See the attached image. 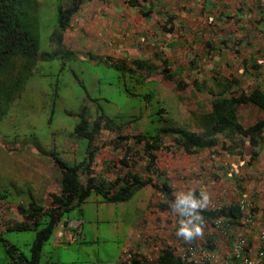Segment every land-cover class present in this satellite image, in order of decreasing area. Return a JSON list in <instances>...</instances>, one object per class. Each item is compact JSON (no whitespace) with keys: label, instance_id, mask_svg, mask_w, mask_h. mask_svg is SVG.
I'll return each instance as SVG.
<instances>
[{"label":"rangeland","instance_id":"1","mask_svg":"<svg viewBox=\"0 0 264 264\" xmlns=\"http://www.w3.org/2000/svg\"><path fill=\"white\" fill-rule=\"evenodd\" d=\"M69 1L20 0L19 25L35 41V58L14 57L1 71L8 80L5 86L16 82L10 92L5 86L0 89V216L10 225L20 221L14 211L17 204L25 206L33 198L43 206L50 193L58 192L56 160L73 166L85 159L87 141L74 131L82 118L91 121L101 115L121 134L149 137L167 126L163 121L167 118L172 122L175 115L183 122L178 109L182 101H162L159 93L177 86L157 83L158 78L149 75L151 68L147 73L139 69L133 46L120 44L117 23L123 10L117 11V0H81L62 30L58 9ZM120 53L127 64L115 63ZM101 138L97 136L93 145L100 144ZM169 141L163 139L164 144ZM157 155L162 159L160 167L167 168L169 153L162 150ZM118 157L119 152L100 148L88 175L99 180L108 172L113 177L117 167L101 162L116 163ZM86 169L79 170L81 181ZM150 188H140L122 202H103L91 193L62 219L81 220L80 234L71 233L68 240L62 237L55 248L51 237L40 249L39 264H116L122 247L138 231ZM3 224L0 221V264H19L17 251L29 255L35 231H7ZM5 243L17 250L8 254Z\"/></svg>","mask_w":264,"mask_h":264},{"label":"crops","instance_id":"2","mask_svg":"<svg viewBox=\"0 0 264 264\" xmlns=\"http://www.w3.org/2000/svg\"><path fill=\"white\" fill-rule=\"evenodd\" d=\"M129 1L115 2L117 11L123 10L119 12L117 37L120 44L133 46L139 69L147 73L151 68L149 75L158 78L157 83L177 86L159 92L162 101H182L178 109L183 122L174 115L172 122L176 125L200 132L203 123L194 117L202 121L213 112L215 101L234 100L253 89L264 93V0H137L139 8L130 6ZM122 3L125 5L120 6ZM142 7L150 10L147 16ZM124 57L120 53L115 63L127 64ZM230 110L243 128L262 117L251 104L234 102ZM255 137L256 144L252 145L249 138L234 134L230 139L204 144L195 155L180 150L175 157L168 150L175 146L170 138L164 144L169 153L168 166L161 168L162 159L157 155L156 167L172 187V201L158 205L162 196L150 188L138 231L126 243H135L138 249L156 257L162 247L176 256L190 248L214 253L216 264H246L244 260L247 264H264L257 258L258 233L264 230V127ZM234 145V152L228 154L227 148ZM239 148L246 154L256 151L249 164L241 163L236 154ZM142 166L138 160L135 170ZM230 205H245L252 225L232 222L224 229L221 222L209 224L198 214ZM64 221L66 225L58 224L50 240L54 248L62 237L68 240L71 233L80 234L81 220ZM149 237L152 242H146Z\"/></svg>","mask_w":264,"mask_h":264},{"label":"trees","instance_id":"3","mask_svg":"<svg viewBox=\"0 0 264 264\" xmlns=\"http://www.w3.org/2000/svg\"><path fill=\"white\" fill-rule=\"evenodd\" d=\"M128 4L138 8L141 5L137 0H130ZM80 5L81 0H70L58 9V26L60 29L64 30L67 27L69 17L77 12ZM140 10L144 12L145 16L150 11L149 9L144 10V7L140 8ZM21 13L20 0H0V77L3 78L0 81V89L4 88L8 82L6 76L1 75V71L10 59L21 57L25 61H31L35 58V41L19 25L18 18ZM15 85L16 82H13L5 86V90L10 92V88ZM234 102L236 104H251L255 106L262 112V117L248 127H241L231 115L230 107ZM225 103L227 104L223 106ZM212 107L213 112L203 116L202 121L200 117H194L196 122L200 121L203 123V126H200V132L187 130V128L176 125L166 119L163 121L167 122V126L158 129L156 137H149L144 134H121L110 123L104 121L101 115H98L97 119H93L94 121H89L86 117L82 118L81 122L74 128V131L87 141L85 159L73 166H67L59 160L55 161L54 167L59 173V190L56 194H49L48 205H38L33 198L25 206L21 203L17 204L14 211L17 216H20V221L16 224L10 225L3 215L0 216V221L4 222L3 225L7 231H35L31 252L28 256H25L22 251H17L16 262L19 264H39L42 246L50 240L58 224L66 225V222L62 220L64 214L72 211L73 208H79L91 193L99 196L103 202H122L130 199L133 195L132 193L136 190L149 186L162 196V201L158 205L165 206L169 201H172L170 195L172 187L164 173L156 167L157 153L166 150L163 139L167 137L172 138L175 144L174 149H168L169 151L176 152L181 150L186 155H195L203 149L204 144L207 146L217 140H227L234 134L243 138L247 137L251 140L252 145L256 144L255 134L264 127V93L253 89L249 94H242L234 100L215 101ZM2 114L3 111L0 105V119L3 117ZM89 123H93V125L88 127ZM100 133L106 134L105 137ZM97 136L102 137L103 141H100V144L93 145V141ZM104 138H106V141ZM251 144L249 145L250 147ZM105 146L119 152L121 158L116 163L101 162L106 167L115 165L117 170L113 177H109L108 172H103L104 177L98 180L88 174L91 173L89 170L93 165L95 155L100 148ZM135 148L136 150H134ZM235 148V145L228 147L227 153L231 154ZM255 153L256 151L246 154L240 148L236 152L242 161L241 163L246 164H249L250 160L256 156ZM138 160L143 162V166L142 169L135 170ZM84 167L87 168V173L83 174L84 181H81L82 175H80L79 170ZM154 177L156 178L155 182L153 181ZM198 214L201 215V219L204 218L209 224L215 222L216 225H219L220 223L217 224V221H220L223 227L232 222V225L237 224V222L240 223L244 218V212L235 205L211 211H201ZM245 215L250 216V212ZM227 228V226L224 227V229ZM148 241L152 242V239L149 237L146 242ZM1 242L4 244L3 240ZM5 246L8 254L17 250L14 245L5 243ZM257 258L264 261V256ZM156 260L157 264H193L190 253H186L185 257L181 258L166 247L158 250ZM136 262L134 259L129 264H136Z\"/></svg>","mask_w":264,"mask_h":264},{"label":"built area","instance_id":"4","mask_svg":"<svg viewBox=\"0 0 264 264\" xmlns=\"http://www.w3.org/2000/svg\"><path fill=\"white\" fill-rule=\"evenodd\" d=\"M263 191H264V187H263ZM240 210L244 212V218L242 219V222L248 226L252 225V219L250 218V216L245 215L247 213V211H245L247 210L246 206L242 205L240 207ZM219 223L220 221H217V224ZM258 240H259V249L257 252V257H262L264 256V230H261L258 233ZM238 248L239 245H236L235 248L236 258L239 256ZM186 253H190L193 264L217 263V256L210 251H198V249L196 250V249L188 248V250H186L185 253L178 256L184 258ZM134 259L137 261L136 264H157L156 256L151 255L148 252H145L143 249H138L135 246V243L128 242L122 247L117 264H129ZM243 263L247 264L248 262L244 260Z\"/></svg>","mask_w":264,"mask_h":264}]
</instances>
